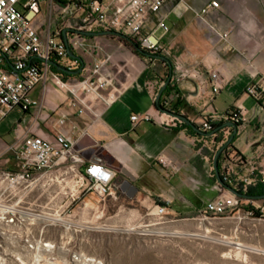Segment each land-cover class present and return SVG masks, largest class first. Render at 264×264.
Returning a JSON list of instances; mask_svg holds the SVG:
<instances>
[{
    "label": "crops",
    "instance_id": "crops-1",
    "mask_svg": "<svg viewBox=\"0 0 264 264\" xmlns=\"http://www.w3.org/2000/svg\"><path fill=\"white\" fill-rule=\"evenodd\" d=\"M108 1L104 0V4ZM174 1L169 0L159 14L148 19L146 31L159 37L170 49L173 61L194 68L202 76L200 81L187 79L176 86L181 95L179 113L200 127L209 116L219 121L231 107L241 109L243 125L232 151L264 167V104L246 93L252 83L264 87V0H222L220 5L208 6L206 18L199 16L201 6L193 4L194 8L188 11L186 0ZM70 8L66 1L54 6L44 3L34 25L42 36L49 31H61L63 36V31L67 30V38H70L76 26V20L68 15ZM175 8L181 10L182 15L178 16ZM43 10L47 18L42 17ZM162 22L168 26V31L161 26ZM197 25L200 29L211 28L214 33H201L196 30ZM104 32L98 30L95 35L83 37L97 48L91 52L76 50L84 68L67 80L74 85L86 77L95 64L106 62L111 56L101 73L111 77L113 84L107 90L77 95L68 89L38 84L31 92L39 103L36 108L28 113L21 108L10 111L21 110L30 116V121L24 128L14 129V140L10 144L0 138V145L9 149L21 146L31 136L54 141L56 135L65 133L73 138L75 151L85 163H103L115 171L117 196L108 199L143 202L148 208L163 202L169 212L178 214L203 209L220 194L213 168L214 141L191 131L189 123L171 124V117L157 110L154 98L157 81L169 75L164 60L142 57L116 32ZM214 71L223 78L218 94L211 90L210 74ZM167 93H173L171 87L163 94ZM250 100L255 104L251 113L246 108ZM133 115H138L140 120L132 121ZM147 115L150 121L143 119ZM244 134L245 143L240 141ZM161 157L173 168L171 178L159 163ZM68 166L69 163H64L49 173L37 175L35 190L48 184L50 193L55 194L52 188L55 180L47 181L55 178L53 174L68 170ZM77 168L82 169L81 165ZM239 171L246 173L244 168ZM75 185L65 195L66 204L56 208L58 213L61 210L59 215L71 209ZM96 198H99L96 194H87L73 205L89 204Z\"/></svg>",
    "mask_w": 264,
    "mask_h": 264
},
{
    "label": "built area",
    "instance_id": "built-area-1",
    "mask_svg": "<svg viewBox=\"0 0 264 264\" xmlns=\"http://www.w3.org/2000/svg\"><path fill=\"white\" fill-rule=\"evenodd\" d=\"M61 1L69 3L71 8L68 15L76 20L73 35L68 38L69 48L73 53L77 49L91 52L97 48L96 44L83 39L85 33L114 31L120 38L132 39L151 55L164 57L167 68L169 61L173 70L170 80L172 86L187 79H202L194 68L177 60L173 61L161 39L146 31L148 19L159 14L169 0H125L122 3H118L119 0H109L106 5L104 0H0V110L4 116L15 108H21L24 112L36 108L39 103L32 98L31 92L40 83L60 90L68 89L74 95L107 90L113 84L111 77L101 73L111 56L107 57L106 62L95 64L86 77L77 80L72 86L64 77V72L50 63L54 61L70 71L80 69L79 60L69 56L61 31H49L42 36L34 25L41 13L42 4L50 3L54 6ZM192 9L193 7L186 6V10ZM175 12L178 16L182 15L181 10L175 8ZM206 12L207 9H203L199 16L203 17L201 13ZM161 26L166 31L169 30L163 22ZM165 82L157 81L158 88L154 93L156 103L157 95ZM210 84L213 94L221 91L223 78L219 72L210 74ZM246 93L264 104V87L252 83L247 87ZM176 98L175 91L163 94L160 99L161 108L157 110L171 117V124H182L183 120L167 113L175 112L173 107ZM238 110L242 115V110ZM220 118L226 119L224 116ZM143 119L151 120L148 115ZM131 120L136 122L140 117L133 115ZM202 127L205 132L211 129L208 122H204ZM229 135L230 130H225L223 141L217 146V150L227 142ZM10 150L15 152L19 163L16 170H0V264H25L34 261L40 250L51 251L54 248L53 245L42 242V236L38 234L39 216L32 208L24 205L25 195L36 188L37 175L49 173L62 164L69 163L68 170L78 178L72 204L91 193L103 201L117 196L115 171L103 163H85L75 151L73 138L65 133L56 135L54 141L31 136L21 146L11 147ZM159 163L167 171V177L171 178L173 168H170L169 161L161 157ZM78 165L82 169L77 168ZM241 168L246 170L245 174L240 173ZM220 176L223 182L220 184L217 181L220 194L202 209L205 217H222L232 211H239L255 220H264V197L248 196L250 189L264 185V167H260L253 159L247 160L233 151L225 150L220 159ZM54 180L55 178H51L47 183ZM228 188L248 197H239ZM168 214L167 205L155 206L156 216L164 217ZM55 221L50 225H57L63 219ZM45 228V225L41 227V233ZM75 258L79 260V257Z\"/></svg>",
    "mask_w": 264,
    "mask_h": 264
},
{
    "label": "rangeland",
    "instance_id": "rangeland-1",
    "mask_svg": "<svg viewBox=\"0 0 264 264\" xmlns=\"http://www.w3.org/2000/svg\"><path fill=\"white\" fill-rule=\"evenodd\" d=\"M185 2L191 7L193 4L201 6L200 11L208 9V0ZM218 13L220 15V11ZM208 14L201 13L204 18ZM42 15L47 18L45 10ZM208 29L196 26L201 33H214ZM254 106L250 100L246 108L251 113ZM7 115H0V138L10 144L14 140V129L24 128L30 116L21 110ZM240 141L245 143L246 134ZM18 163L15 152L0 145V170H16ZM53 175L60 178L55 179L52 186L55 194L50 193L47 184L28 192L24 205L39 216L38 234L42 242L54 248L40 250L34 261L25 264H37V258L40 264H264V220H255L239 211L222 217H205L202 209L182 214L169 212L158 217L156 205L148 208L143 202L100 198L89 204H72L70 210L59 215L61 210L58 213L56 208L66 204L65 195L78 178L67 169ZM61 179H64L62 184ZM58 218L63 222L50 225ZM43 225L46 228L41 233ZM87 259L92 262L86 263Z\"/></svg>",
    "mask_w": 264,
    "mask_h": 264
},
{
    "label": "trees",
    "instance_id": "trees-1",
    "mask_svg": "<svg viewBox=\"0 0 264 264\" xmlns=\"http://www.w3.org/2000/svg\"><path fill=\"white\" fill-rule=\"evenodd\" d=\"M128 41H129L131 47L135 50V52L138 55L142 56V57H147L150 60H153L154 58H158V56H159V57H161L159 59H162V60L165 59L161 55H151L150 53H148L146 51H145V54H140L136 50L137 47H140L139 44L135 43L132 39H127L126 42H128ZM79 62H80V68H81L83 66V60L79 61ZM57 70H59V69L57 68ZM63 75H64L65 78L72 76V75H69L67 73H63ZM168 78H169V75H166V77L163 80L167 81ZM169 87H171L172 91H175L176 94H177V98H176L177 101L175 102V105H174L173 108L175 110V113H179V106L181 104L179 100H180V96L181 95L179 94L178 90L176 89V85L172 86L171 84H169ZM166 91H168V89H166L165 92ZM156 106H157V108H161L160 107V101H158L156 103ZM27 113H28V111H27ZM223 116L226 117V119L221 118L219 121L218 120H216V121L213 120L211 116L206 118L205 122H208V124L211 126V129H210L209 132H205L203 130L202 125L199 127V126L193 124L192 122H190V120H189L190 123L184 121L183 125H185V123H189L190 125L188 126V128L191 131H193L194 133H196L198 136L204 135V136H201V138H204L205 140L212 139L214 141V144L216 145V151H215V154H216L217 146L223 141L224 131L227 130V129L230 130L229 138L231 137V135L233 133V128L226 126V124L228 122H233V123H235L238 126V128H240L243 125L242 115L240 114V111L238 110V108L231 107L227 111V113L225 115H223ZM210 133L212 134L211 136L208 135ZM237 135L234 137V140L232 141V143L225 149L226 151H232L233 150V142L237 138ZM221 156H222V154L220 155L219 161H218L219 170H220V159H221ZM216 179H215V182H216ZM248 196H250V197H264V185H259L258 187L250 189L249 192H248ZM158 204L165 205V203H163V202H158Z\"/></svg>",
    "mask_w": 264,
    "mask_h": 264
},
{
    "label": "water",
    "instance_id": "water-1",
    "mask_svg": "<svg viewBox=\"0 0 264 264\" xmlns=\"http://www.w3.org/2000/svg\"><path fill=\"white\" fill-rule=\"evenodd\" d=\"M67 30H64L63 31V41L64 43L67 45L68 47V54L71 58L73 59H77L79 61H82L83 59L76 55L75 53H73V51L69 48V41H68V38H67ZM114 32H111V31H108V32H104V34H113ZM86 35H95L96 33L94 32H89V33H85ZM137 52L140 53V54H145V51L143 49H141L140 47H137L136 48ZM158 58H161L158 56ZM50 63L52 65H54L56 68L60 69L61 71H63L64 73H67L69 75H77L79 73H81L83 71V67L82 66L79 70H75V71H70L68 69H65L63 67H61L60 65H58L57 63H55L54 61H50ZM168 63V67H169V78L168 80L165 82L164 86L162 87V89L159 91L158 95H157V102L160 101L163 93L165 92L166 89L170 88L169 87V84H170V80H171V77H172V73H173V70H172V65L169 61H167ZM168 114L170 115H173L183 121H186V122H189V119L185 116V115H182L180 113H175V112H171V111H167ZM190 123V122H189ZM226 126L228 127H232L233 128V133L231 135V137L227 140V142L222 145L216 152L215 156H214V159H213V168L215 170V174H216V178H217V181L220 183V184H223L222 182V179H221V176H220V170H219V167H218V161H219V157L220 155L222 154V152L232 143V141L234 140V137L238 134V131H239V128L238 126L233 123V122H228L226 124ZM199 131V130H198ZM209 136H211L212 134H208ZM229 191H231L233 194L239 196V197H248L247 195H243L241 194L240 192L232 189V188H228ZM261 198V197H260Z\"/></svg>",
    "mask_w": 264,
    "mask_h": 264
},
{
    "label": "flooded vegetation",
    "instance_id": "flooded-vegetation-1",
    "mask_svg": "<svg viewBox=\"0 0 264 264\" xmlns=\"http://www.w3.org/2000/svg\"><path fill=\"white\" fill-rule=\"evenodd\" d=\"M221 2H222V0H208V5H220L221 4Z\"/></svg>",
    "mask_w": 264,
    "mask_h": 264
},
{
    "label": "bare ground",
    "instance_id": "bare-ground-1",
    "mask_svg": "<svg viewBox=\"0 0 264 264\" xmlns=\"http://www.w3.org/2000/svg\"><path fill=\"white\" fill-rule=\"evenodd\" d=\"M39 261H40L39 258H37L36 263H37V264H40ZM86 261H87L86 263H88V262L91 263V262H92V259H87ZM83 262H84V261H83ZM79 264H80V263H79Z\"/></svg>",
    "mask_w": 264,
    "mask_h": 264
}]
</instances>
